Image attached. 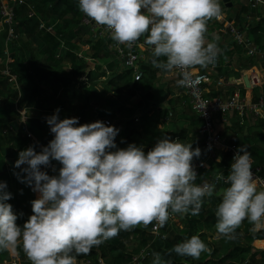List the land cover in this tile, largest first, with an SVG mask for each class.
<instances>
[{"label":"clouds","instance_id":"clouds-1","mask_svg":"<svg viewBox=\"0 0 264 264\" xmlns=\"http://www.w3.org/2000/svg\"><path fill=\"white\" fill-rule=\"evenodd\" d=\"M78 6L95 24L111 30L119 44L131 46L147 34L154 66L165 72L205 68L220 53L217 43L206 42L208 21L222 14L219 0H78ZM59 111L46 118L53 139L39 153L32 146L20 151L14 165H26L21 182L39 194L23 226L7 203L12 195L6 183L0 182V250L18 256L22 247L30 264H78L77 256L122 230L153 222L163 227L172 214L199 215L204 198L213 196L215 184L195 183L192 161L201 150L190 142L165 135L147 153L135 144L119 149L115 127L61 120ZM52 161L61 165L58 175L40 170ZM216 179L228 185L215 213L219 234L234 239L245 219L264 221V189L258 190L245 146L237 150L229 173ZM171 251L199 259L212 250L193 235ZM154 257L153 264H168L158 253Z\"/></svg>","mask_w":264,"mask_h":264},{"label":"trees","instance_id":"trees-1","mask_svg":"<svg viewBox=\"0 0 264 264\" xmlns=\"http://www.w3.org/2000/svg\"><path fill=\"white\" fill-rule=\"evenodd\" d=\"M5 3L12 7L13 17L11 23L6 24L0 14V95L6 85L13 84L17 85L18 93L15 94L11 91L9 99L0 96V145L11 144L10 153L15 155L14 161L8 167L6 158L0 155V182L8 180L9 183L15 182L16 185L19 181L17 187L22 184L25 191H30L31 187L21 182L25 177V174L21 172L23 167L16 168L14 165L20 151L32 146L39 153L41 148L47 146L53 139L49 126L42 117L52 116L55 113L53 110L55 108L48 101V86L53 91L52 97L59 92V82L63 85L70 84L71 87L78 86L79 101H77L79 105L73 109L74 116L72 113L59 111L58 117L61 120L78 118L79 124H88L102 120V111L108 113L112 120L119 116L113 112L114 100L118 96L121 98L120 93L124 92L127 86L125 78H128V75L127 73L117 74L108 80L113 91L106 92L107 96L105 93H97L93 88L88 89L84 85L81 80V76L84 74L82 72L87 73L89 80L93 74L92 70L86 69L88 65L82 67L72 63L73 72L70 76L59 74L52 67L51 61H55L54 55L58 51H62V28L80 24L85 17L79 11L78 0H23L21 4L13 2V0H5ZM244 10L249 12L250 9L245 6ZM41 24L44 25V28L40 27ZM48 27L51 29L47 31ZM263 28L264 18H260L259 21L253 19L249 24L248 34L253 35L252 37L258 42L259 37L256 34L261 33ZM9 29L13 31V37H9ZM69 34L71 33L69 32ZM99 41L100 39H97L96 42ZM70 46L72 49L76 48L73 45ZM259 64L264 69V60H260ZM4 70L9 72V76L2 73ZM11 77L15 79L12 80ZM95 77L91 80L95 81L97 79ZM95 104L101 111L98 113L100 117L98 120H95L96 116L93 113ZM20 108L34 112V115L28 116L24 123H20L21 114L18 111ZM125 110L127 111L128 108ZM130 115L131 113H126L124 117L119 116L124 118V139L123 142L119 141L121 146L123 143L133 144L135 137L141 134L140 125L135 123L134 118ZM248 117V115L241 117L236 112L228 115L224 130H231L232 137L230 140H226L229 143L245 146L253 161L262 168L261 175L264 178V123L258 118H253V123H251ZM143 119L146 117L144 116ZM200 125L201 120L199 127ZM4 127L10 129L6 138L2 135ZM28 134L34 137L41 147L32 142ZM244 134L255 140L259 138V140L247 145ZM154 143L153 139H147L144 142L143 151L147 153L153 148ZM229 162V155L223 153L219 161L212 162L208 169L199 171L195 183L197 185L204 182L211 183L216 173H223L226 176L230 171ZM60 167L58 162L52 161L48 167L41 166V169L53 176L58 175ZM226 187L228 185L220 180L215 187L213 196L204 198L199 215L174 214L180 226L172 220H168L163 227H160L157 234L152 233L155 222L147 227L139 226L130 231L122 230L114 238L105 241L98 247H93L89 254L77 256L78 264H136L133 259L139 255L141 250L145 252L144 258L137 264H151L156 253L168 264H191L196 259L178 256L171 250L176 244L193 235H198L212 250L210 254L202 253L197 259V264H264V248L252 246L253 240H264V228L256 230L255 223L245 219L236 229L235 238L228 239L219 234L215 227L217 223L215 213L221 203L222 190ZM28 217H24L25 221ZM17 224L20 226V221H17ZM259 242L264 241H255V245ZM73 254L75 255V253ZM6 257L7 253L0 250V263ZM21 264H30V262L25 263L22 260Z\"/></svg>","mask_w":264,"mask_h":264},{"label":"crops","instance_id":"crops-1","mask_svg":"<svg viewBox=\"0 0 264 264\" xmlns=\"http://www.w3.org/2000/svg\"><path fill=\"white\" fill-rule=\"evenodd\" d=\"M2 1L4 0H0L1 4ZM234 2V0H219L225 18L238 30L243 31L247 37L264 50V28L261 30V33L259 32L256 34V36L259 37L258 42L252 37L253 35L248 34L249 24L253 19L259 21L260 18H264V12L260 10H254L253 13V10L247 12L244 10L246 5L242 3L241 0L236 1L239 3L236 8L233 7ZM228 8L231 9L228 10ZM84 18L87 17L85 16ZM82 21L83 22L80 24H72L69 28H62L64 37H62L61 40L62 51H58L54 55L55 61H51L52 67L56 69V65H58L56 58H63V61L70 60L69 67L72 70V63H78L75 59V55H77L80 58L79 62H82L81 66L84 67L88 65L86 69L92 70L93 74L90 78L93 79L95 75H97L95 81L89 80L86 72H82L84 74L81 76L84 85H86V81L95 83L92 88L97 93H101L103 89H105L107 93L113 91V87L110 86L107 81L117 74L127 73L128 78H125L127 86L124 92L120 93L121 98H118L119 96L115 97L114 101L125 104V109H130L129 111L125 110L126 113H131L130 117L134 118L135 123L140 125L141 134L135 137L133 144L144 147L145 138L150 140L153 139L156 143L159 138L167 135L172 140L178 139L179 142L182 143L190 142L193 149L198 147L202 154L198 134L200 121L198 115L192 110L188 97L180 86V80L175 70L173 69L171 72H165L154 66L153 61H151L152 59L149 57L152 49H150V45L145 43L147 34L138 40L141 43L139 53L142 56L141 66L144 67V69H142V78L139 81H134L130 71L122 66L115 52L108 48V41L106 39H100L99 42H96L97 40L91 37L84 20ZM207 28L206 42L217 43L220 53L216 57L217 66L215 68L212 67V63L205 68L199 66L193 68L195 72H206L209 74L210 81L205 86L204 96L207 98L228 100L232 97L233 93L238 92L247 102H253L260 96L264 97V69H262L261 64H259L261 59L249 57L245 49L238 46L232 36L223 31L222 25L215 22L213 19L208 21ZM50 29L51 28L48 27V30ZM69 32L71 34H69ZM216 37L219 39H215ZM70 45L76 48L72 49ZM65 58L69 60H65ZM253 77L258 79L257 84H253V82H255ZM107 93L105 94L108 95ZM99 112H101L99 107H95L93 113L97 119H100L98 115ZM113 112H116L114 106ZM101 113L103 114L101 118L110 119L108 113H104L103 111ZM228 115H226L225 118H227ZM144 116L146 119H143ZM248 116L251 123H253V118L256 117L252 115ZM117 117L110 120L113 125L116 119L122 121L118 123L119 130L121 131L122 125L124 128V118ZM217 123L223 138L225 140H230L232 132L231 130H224L225 122L220 115L217 117ZM145 132H147V134H145ZM244 135L246 136V134ZM244 139H247V145H251L254 141L259 140V138L255 140L253 137L250 138L248 136ZM227 143L229 142L227 141ZM115 144H117L119 149L127 147H120L118 139H116ZM263 224L264 221L260 224H255V227L257 226L260 228ZM255 241L264 240L252 241V246L264 248L255 245Z\"/></svg>","mask_w":264,"mask_h":264},{"label":"built area","instance_id":"built-area-1","mask_svg":"<svg viewBox=\"0 0 264 264\" xmlns=\"http://www.w3.org/2000/svg\"><path fill=\"white\" fill-rule=\"evenodd\" d=\"M250 10H260L264 12V0H241ZM18 4H21L23 0H13ZM222 14L213 18V20L220 25H222L223 31L230 34L234 39L235 43L244 48L246 54L251 58H260L264 60V50L256 45L245 33L241 30H238L230 21H227L223 11ZM0 14L3 17V21L6 24H10L13 11L12 7L7 4H1ZM84 23L87 26L89 33L93 39H106L108 41V48L111 51H114L117 58L120 60L122 66L130 71L134 81H139L142 78L143 71L141 68V59L142 56L139 53V48L141 43L136 41L131 46L127 44H119L111 38V30L107 29L104 26L95 24V22L90 19L84 18ZM41 28H44V25L41 24ZM48 31V28H46ZM9 37H13V31L9 29ZM152 49V46H149ZM217 66L216 59L212 62V67ZM179 80H184L183 85L180 84L183 92L188 97L190 106L192 110L198 115V118L201 120V125L198 129L200 146L202 149V154L199 158H194L192 161L193 167L198 175L199 171L202 169H208L212 162L219 161L223 153L229 155V165L233 162V157L236 155L237 150L240 146L227 143L221 134L220 127L217 123V117L220 115L225 122L227 118L226 115L236 112L239 116L243 117L244 115H252L258 119H261L264 123V97L260 96L253 102H247L244 98L241 97V94L238 92L233 93L232 97L228 100H222L220 98H207L204 96L205 86L209 83L210 77L208 73L204 72H195L194 69L180 70L174 69ZM4 75L9 76V72L4 70L2 72ZM253 84L258 83V79L255 77ZM14 80V77H11ZM22 118V114H21ZM20 118V121H21ZM26 120V119H25ZM95 120H98L97 118ZM19 121V122H20ZM106 126H113V123L108 118H102L100 120ZM240 124H242L240 122ZM26 130V129H25ZM28 136L34 140V138L28 134ZM34 142V141H33ZM36 144L39 145L38 142ZM155 144L153 145V147ZM143 148V147H142ZM41 171H44L41 169ZM252 172L254 177L258 180V190L264 189V178L261 175L262 168L257 165L252 159ZM219 173H216L210 182V184H215V187L219 184L220 180L216 179V176ZM174 222L176 220L174 214L170 216V219ZM264 228V224L260 229ZM160 229V226L154 223L152 233L157 234V231ZM144 250H141L137 257H134V263H139L141 259L144 258Z\"/></svg>","mask_w":264,"mask_h":264},{"label":"rangeland","instance_id":"rangeland-1","mask_svg":"<svg viewBox=\"0 0 264 264\" xmlns=\"http://www.w3.org/2000/svg\"><path fill=\"white\" fill-rule=\"evenodd\" d=\"M234 1L235 2H234L233 7L236 8L239 5V3L236 1H240V0H234ZM2 3H5V0L2 1ZM231 8H228V10H230ZM11 31H12V29H11ZM75 59L78 61V63H77L78 65L82 64V62H79L80 58L77 55H75ZM56 60L58 62L57 63L58 65H56V72L57 73L63 74V75H69V76L72 75L73 68H72V70L70 69V67H69L70 60L68 58L67 59L65 58V60H69V61H63L64 60L63 58H60V59L56 58ZM58 84H59L58 86L60 88L59 92L56 93V96L53 95V97L51 96L53 91L50 88V86H48V101L55 108V109H53L55 112L57 109H59L60 111H62L64 113H70V114L72 113V115L74 116L73 109L75 106L78 107V105H79L78 104L79 90L77 89L78 86L71 87L70 84L63 85L61 82H59ZM85 84H86L85 86H88V89H91L93 87V85H95V83H93L91 81H86ZM4 89L5 90H3V92L0 95L3 98H7V99L11 98V95H10L11 91L14 92L15 94L18 93V87L15 84L6 85V87ZM101 93H103V94L106 93V90L105 89L101 90ZM94 106L96 108H98L97 107L98 105L95 104ZM121 107H123V109L120 111ZM125 107H126V105L121 103V102H118V101L114 102V109L116 110L115 113H117V115H119V116H122V117L126 116ZM94 108H93V110H94ZM18 111H20V114H22V118H21L20 123H24L26 121L25 119L28 116L34 115V112H32V111L28 112L25 108H20V109H18ZM39 116H42V115H39ZM42 117L46 120V118H48L50 116L48 115V116H42ZM121 122L122 121H118L117 119L114 120L113 127H115L116 129L119 130V124L118 123H121ZM123 130L124 129H123V125H122V129H121V131L120 130L118 131V134L115 137V141H116V139H118L119 141H121V140L123 141V139H124V131ZM24 131H26V130L24 129ZM9 133H10V129L8 127H4L3 131H2L3 137L4 138L8 137ZM145 134H147V132H145ZM146 139L147 138H145V142H146ZM33 141H34V143L38 142L35 138H34V140H32V142ZM115 141H114V143H115ZM128 144L129 143H126V144L123 143L122 147H124V146L126 147V146H128ZM136 144H137V142H136ZM10 146H11V144L0 145V155H2L3 157L6 158L7 167L10 164H12V161H14V159H15V155L10 153V150H9ZM39 146L41 147L40 143H39ZM116 146H117V144H116ZM120 147H121V145H120ZM117 148H118V146H117ZM35 151H36V149H35ZM112 151H115V149H112ZM21 167H26V165H22ZM3 183H6V185H7L6 191L11 193V195H12V198L10 200H8L7 203L12 205L13 212L15 214H17V216H18L17 221H20V226H23V224H24L23 222H26L24 217L32 215L30 202L32 200L36 199V197L38 198L39 194L36 192H33L32 189H30V191H25L22 188V184L18 185V187H17L16 186L17 183L15 185V182L9 183L8 180H4ZM21 213H22V215H21ZM174 222L176 225L180 226V223L178 222V220H174ZM255 229L259 230L260 228H258L256 226ZM259 246L264 247V242L261 244L259 243ZM3 251L5 253H7V257L0 264H21L22 260H24L25 263L27 261L30 262L27 259L25 253L23 252L22 247L18 249V253H19L18 256H13L9 251H6V250H3ZM154 258L151 260V264H153ZM191 264H197V259L194 260Z\"/></svg>","mask_w":264,"mask_h":264},{"label":"water","instance_id":"water-1","mask_svg":"<svg viewBox=\"0 0 264 264\" xmlns=\"http://www.w3.org/2000/svg\"><path fill=\"white\" fill-rule=\"evenodd\" d=\"M149 57L152 59L151 61H153V55L152 52L149 54ZM142 69H144V67L141 66ZM245 85L247 86V83L245 82Z\"/></svg>","mask_w":264,"mask_h":264},{"label":"bare ground","instance_id":"bare-ground-1","mask_svg":"<svg viewBox=\"0 0 264 264\" xmlns=\"http://www.w3.org/2000/svg\"><path fill=\"white\" fill-rule=\"evenodd\" d=\"M256 245L259 246V243H257Z\"/></svg>","mask_w":264,"mask_h":264}]
</instances>
